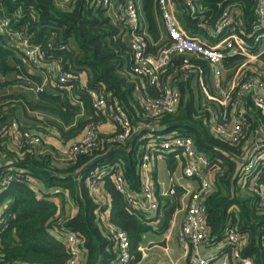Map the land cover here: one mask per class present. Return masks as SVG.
<instances>
[{
	"label": "trees",
	"instance_id": "1",
	"mask_svg": "<svg viewBox=\"0 0 264 264\" xmlns=\"http://www.w3.org/2000/svg\"><path fill=\"white\" fill-rule=\"evenodd\" d=\"M174 1L178 20L192 35H203L200 24L214 25L229 5L242 12L246 25L254 19L250 0H193L196 4L193 13L186 6V0ZM140 6L150 36L149 39L145 31L147 51L156 53L164 43L161 35L164 25L157 0H140ZM0 9L9 18L11 27L29 43L37 45L44 58L56 65V72L50 75L53 80H57L60 73L74 75L65 83L70 90L43 88V76L29 71L24 56L0 34V90L14 81L25 82L35 87L37 97L33 102L21 93L0 94V128L16 120L21 130L41 134L52 128L62 142L75 140L88 121H104L92 108L89 90L104 92L109 102H118L133 126L145 120L136 93L157 95L160 92L133 72L132 50L124 38L126 23L113 20L103 0H0ZM158 41L159 44H155ZM261 58L264 61V54ZM182 62V56L172 57L166 69L180 90V101L173 113L160 117V127L165 128L158 130L154 139L176 130L190 136L195 147L208 157L213 181L204 195L209 229L204 242H225L226 233L234 229L246 238L240 254L251 258L254 264H264V205L259 195L249 190L252 176H255L254 185L264 188V167L252 172L242 185L238 183L243 163L242 143H230L211 130L202 106L198 75L194 69L182 68ZM189 62L208 72L204 60L191 57ZM37 68L41 72V67ZM9 74L14 77L5 78ZM71 95L81 100V105L72 103ZM26 106L41 111L43 118H33L35 123L33 120L21 123L18 111L27 115ZM81 109L84 115L77 117ZM43 113L52 118L45 120ZM254 126L255 122L249 121L248 131ZM145 131L135 130L122 144L107 140L112 132L99 131L97 149L79 154L75 162L67 161L63 166L55 164L50 152L35 150L24 138L15 146L11 145L7 134L1 132L0 181L12 169L15 174L20 170L23 172L20 175L34 176L40 187L36 191L27 182L17 179L5 187L0 186V264H64L69 253L62 236L67 231L82 237L86 254L79 264H111L116 251L96 218L98 204L89 196L85 183L88 171L95 164L109 169L101 180L109 202L101 205V210L108 208L109 221L128 233L131 253L128 264H139L138 247L143 233L152 229L148 222L154 218H146L141 211L130 209L109 175L119 163L128 189H140L138 166L143 147L149 140L144 137ZM54 188L60 191L54 193ZM68 200L77 208L74 213L66 208ZM164 213L167 222L169 212ZM227 254L233 261L228 246Z\"/></svg>",
	"mask_w": 264,
	"mask_h": 264
},
{
	"label": "built area",
	"instance_id": "2",
	"mask_svg": "<svg viewBox=\"0 0 264 264\" xmlns=\"http://www.w3.org/2000/svg\"><path fill=\"white\" fill-rule=\"evenodd\" d=\"M238 1L246 0H234V2ZM250 1L254 12V19L250 24H245L241 17L242 12L238 8L229 5L215 20L214 25L200 24L204 29L203 35H192L181 26L176 16L175 1L157 0L165 37L158 51L151 53L147 51L136 3L133 0H118L121 5L115 20L126 23L128 43L133 55L132 70L142 81L153 85L160 93L136 94L145 120L138 121L137 125L133 126L118 102H109L104 92L89 90L92 108L104 118L103 122L114 126L111 131L113 134L108 136V141L122 144L137 129H145L144 137L149 138L143 147L138 166L139 190L128 189L119 163L109 175L111 182L122 193L130 209L141 211L146 218L161 221L163 213L159 207L151 165L153 156L165 157L166 151H170L179 160L182 176L197 181L198 187L188 197L182 222L176 234L179 247L189 264H209L216 257V254L203 255L199 252V245L208 236L204 195L211 188L213 171L209 166L208 157L195 147L190 136L170 130L162 137L154 139L155 133L165 128L160 127V117L173 113L180 101V90L172 82L166 69L171 58L180 55L183 57L182 68L194 69L193 72L198 75L203 95L202 106L207 112V121L211 130L230 143H242L243 163L238 175V183L242 185L252 172L264 167V61L261 58L264 54V0ZM103 4L109 8L112 0H103ZM186 6L192 13L196 10L193 0H186ZM0 34L6 36L7 43L24 56L29 66L41 67L43 88L49 89L53 86L71 89L65 83L74 75L60 73L58 79L53 80L50 75L56 72V65L44 58L37 45L29 43L11 27L9 18L1 9ZM191 57L204 60L208 72H204L201 67H194L193 63L189 62ZM71 102L81 105V100L74 95H71ZM82 115H84L83 109L77 117ZM249 121L255 122L254 128L250 131H248ZM1 132L7 134L12 144H17L21 138H24L28 145L35 148L44 141L42 134L21 130L16 120L1 127ZM98 133L99 123L88 121L77 139L65 144L61 149L66 160L75 162L79 154H89L97 149L100 142ZM12 171L13 169L1 179V187L9 185L15 179L27 182L36 191L40 187L31 174L20 175L23 173L20 170L16 171L17 174ZM108 173V168L95 164L88 171L85 183L89 196L98 204L95 210L96 218L102 224L107 238L112 241L116 251V257L111 260V264H128L131 258L128 233L110 222L108 213L100 207L109 202L101 181ZM254 179L255 176L250 179L252 189L249 190L256 192L264 205V188L254 185ZM175 188L172 184L167 193H174ZM59 191V188H54L52 192ZM62 238L69 253L64 264H79L86 254L82 237L76 232L67 231ZM225 242L231 249L236 264H254L251 258L240 254V247L246 242L244 235L234 229L229 230L225 235Z\"/></svg>",
	"mask_w": 264,
	"mask_h": 264
},
{
	"label": "crops",
	"instance_id": "3",
	"mask_svg": "<svg viewBox=\"0 0 264 264\" xmlns=\"http://www.w3.org/2000/svg\"><path fill=\"white\" fill-rule=\"evenodd\" d=\"M135 3L139 8L143 31L144 33L146 31V34L150 39V36L147 33L146 22L142 18V13L140 10L141 7L140 0H136ZM120 5L121 3L118 2V0H112V5L107 10V13L110 15V17L113 20H115V15L118 12ZM186 31L188 32V30ZM161 35L163 40V38L165 37V30L161 32ZM124 38L126 41H129V36L127 32L125 33ZM155 44H159V41L156 42ZM27 68L29 69V71L33 72L34 74L36 73L42 74V72H40V69H38L37 67L30 68V66H28ZM47 90H51V89L49 88ZM136 94H140V93L137 92ZM36 100L37 97H35L32 101L35 102ZM99 124H100L99 127L105 129V131H103L104 133L112 131L106 129L109 127L110 123L99 122ZM48 131L50 136L54 137V138L52 137L54 141L58 142L59 144L58 149L61 147L60 150L65 146V144H68L73 140L70 139L65 141V143L62 142V139H60L57 136L54 129L52 130V132L49 129H46L42 131L41 134L44 136L45 132ZM57 137L59 138V141L55 139ZM44 138L49 139L48 136H44L43 139ZM10 144L13 146L16 145L12 143ZM36 150L38 149L36 148ZM169 157H171V159L168 161ZM165 160L168 168L165 166V164L163 166L159 165V160H158L157 167L153 170L154 184L156 188L155 191L156 193H158V201L160 205L159 207L163 213V216L161 218V221L152 220L148 222V224L152 226V229L144 232L142 235V240L138 247V249L141 252V258L139 260V264H189L187 258H184L185 255L182 252L181 248L179 247L176 234L182 222V218L184 215V208L187 203L188 197L193 190L197 189L198 184L195 179H189L182 176L179 160L175 158L173 155H171V152L166 153ZM172 184H174L176 187L175 192L172 194H168L167 193L168 189ZM68 203L66 205V208L67 209L69 208V211L71 213H74L77 210L76 206L74 204H71L70 200H68ZM104 211H106L105 213L109 214L108 208L104 209ZM164 211L169 212V217L167 222L165 221L166 217L164 215L165 214ZM199 252L200 254L203 255L216 254L217 259L212 264H236L234 260L231 261L229 259L227 254V245L226 242L224 241H221L220 243L216 242L214 244H206L203 241L199 245ZM183 259H186L185 260L186 262Z\"/></svg>",
	"mask_w": 264,
	"mask_h": 264
},
{
	"label": "rangeland",
	"instance_id": "4",
	"mask_svg": "<svg viewBox=\"0 0 264 264\" xmlns=\"http://www.w3.org/2000/svg\"><path fill=\"white\" fill-rule=\"evenodd\" d=\"M133 1L136 2V0H133ZM26 64H27V66H29L27 62H26ZM30 68H32V66H30ZM38 74L42 75L41 73H38ZM9 77L11 79L14 77V75L9 74L5 78H9ZM2 93H21L27 100H31V101L36 97L35 87H32L29 83L19 82V81H14L13 84L5 86L3 89L0 90V94H2ZM25 108H26L25 113L27 115H25L21 110L18 111L19 112L18 113V115H19L18 119H20L21 123H23V122L24 123H30L33 120V118H35V117L43 118L41 111L30 109L27 106ZM43 114L45 116L44 117L45 120L52 118V116H50L49 114H47V115L45 113H43ZM33 123H35L34 120H33ZM38 125H40L44 128V125L42 123L38 124ZM48 128H50V127H48ZM51 129H49V130L52 132ZM106 129L107 130H113L114 126L112 124H110L109 127ZM99 131L103 132V131H105V129L99 127ZM44 136H48L49 139L44 138L43 142H41L39 145L35 146V150L37 148L38 150H40V152H43V153L50 152L54 158V162L57 163L58 166H63V164L64 165L67 164V160H66L65 156L62 154V152L60 150L61 147L58 149L59 144H58V142L54 141V139H53L54 137L50 136L49 131L45 132ZM55 139H57V141H59L58 137ZM169 152L170 151H166V153H169ZM158 160H159V165L163 166L165 164V166L167 167L164 155H160L157 157L153 156V158L151 160V165H152L153 170L157 167ZM184 211H185V208H184ZM200 252H201V250H200ZM184 258H186V256ZM216 259H217V257H215L214 260L211 261L209 264H212ZM183 260L185 261L186 259H183Z\"/></svg>",
	"mask_w": 264,
	"mask_h": 264
}]
</instances>
